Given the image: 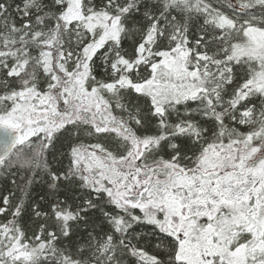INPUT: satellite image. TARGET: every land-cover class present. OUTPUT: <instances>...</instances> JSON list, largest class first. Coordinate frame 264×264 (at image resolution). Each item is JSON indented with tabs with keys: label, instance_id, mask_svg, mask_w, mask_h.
Wrapping results in <instances>:
<instances>
[{
	"label": "snow or ice",
	"instance_id": "6c2138e0",
	"mask_svg": "<svg viewBox=\"0 0 264 264\" xmlns=\"http://www.w3.org/2000/svg\"><path fill=\"white\" fill-rule=\"evenodd\" d=\"M0 264H264V0H0Z\"/></svg>",
	"mask_w": 264,
	"mask_h": 264
}]
</instances>
